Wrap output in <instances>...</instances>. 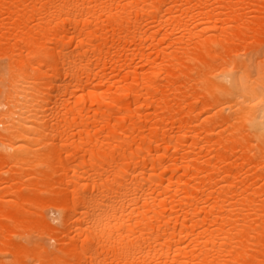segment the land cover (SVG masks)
Masks as SVG:
<instances>
[{
  "label": "bare ground",
  "instance_id": "6f19581e",
  "mask_svg": "<svg viewBox=\"0 0 264 264\" xmlns=\"http://www.w3.org/2000/svg\"><path fill=\"white\" fill-rule=\"evenodd\" d=\"M264 0H0V264H264Z\"/></svg>",
  "mask_w": 264,
  "mask_h": 264
},
{
  "label": "snow or ice",
  "instance_id": "6c2138e0",
  "mask_svg": "<svg viewBox=\"0 0 264 264\" xmlns=\"http://www.w3.org/2000/svg\"><path fill=\"white\" fill-rule=\"evenodd\" d=\"M261 91H262V93H264V87H262Z\"/></svg>",
  "mask_w": 264,
  "mask_h": 264
}]
</instances>
